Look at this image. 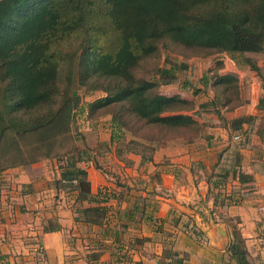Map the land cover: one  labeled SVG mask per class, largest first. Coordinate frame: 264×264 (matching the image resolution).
<instances>
[{
  "label": "rangeland",
  "instance_id": "374dc122",
  "mask_svg": "<svg viewBox=\"0 0 264 264\" xmlns=\"http://www.w3.org/2000/svg\"><path fill=\"white\" fill-rule=\"evenodd\" d=\"M85 47L81 37L62 43L56 57L60 64L64 61L60 73L62 86L70 84L71 89L78 86L81 78L78 67ZM171 67L178 68L174 72L175 79L165 84L167 80L160 79L157 71ZM133 75L137 82L154 83V94L168 98L178 96L186 101L187 105L179 107H183L182 110L174 109L162 116L192 115L198 125H203L191 128L199 137L193 134L179 137L181 133L176 132V128L148 126L142 121L135 124L136 128L141 127L142 131L137 133L140 136L128 131L121 135L112 127L111 119L122 114L125 107L110 105L92 116L89 106L107 93L91 91L89 83L79 86L80 101L68 134L55 138L51 146L40 147L38 151L35 150L38 143H28L26 151L32 155L30 147H33L35 162L0 171V228L6 236L3 244L10 253L12 250L17 253L15 246L19 247L26 240L33 245L28 252L30 256L3 254L0 262L20 257V264H35L37 255L42 254L48 264L124 263L126 256L122 251L134 238L126 236L129 225L121 217L123 208L117 204L130 197L155 199L160 192L155 188L162 183L159 173L176 168L177 150L188 149L189 143L202 146L211 136L214 146L209 147L210 151L216 147L223 151L231 143L239 146L244 143L245 149L250 151H264V144L260 143L264 140V110L257 108L258 101L264 99V45L260 53L230 55L200 47L186 48L166 40L158 44L156 54L139 62ZM224 76L232 80L218 84ZM2 105L0 98L1 109ZM190 105V111H185ZM238 120L244 122L242 135L230 142V130ZM176 133L179 136L176 137ZM192 138L193 142H187ZM47 151L49 157L44 154ZM26 156L30 161L31 156ZM68 156L79 161L78 167L85 170L87 180L95 182L96 176L102 182L101 189L95 194L90 192L94 197L92 202H80L78 186L61 180ZM158 195L167 197L169 193L163 190ZM88 207L102 210L82 214ZM87 216L98 224L83 222ZM51 229L63 234L65 254L47 253L40 244L43 232ZM30 232L33 235L28 234ZM134 240V244L140 245L138 238ZM173 251V248L168 249L164 258L172 257L169 253ZM24 257L30 260H22Z\"/></svg>",
  "mask_w": 264,
  "mask_h": 264
},
{
  "label": "trees",
  "instance_id": "16d2710c",
  "mask_svg": "<svg viewBox=\"0 0 264 264\" xmlns=\"http://www.w3.org/2000/svg\"><path fill=\"white\" fill-rule=\"evenodd\" d=\"M78 37L87 47L81 53L79 84L71 89L70 84L62 86L64 61L60 64L56 57L62 43ZM166 40L230 55L260 53L264 45V0H0V171L34 163L33 147L32 155L26 151L28 143H38V151L68 134L80 101L77 88L87 83L91 91L107 93L89 106L92 116L110 105L125 107L122 114L111 119L112 127L121 135L126 131L137 135L142 130L135 124L142 121L148 126L176 128L181 133L176 137L193 134L198 138L199 133L191 128L203 125L190 115L162 116L182 110L179 107L187 105L186 101L154 94V83L134 79L133 70L139 62L156 54L158 44ZM177 69L157 72L160 79L167 80L165 84H170ZM229 80L231 77L224 76L217 83ZM257 108L264 110V99L258 101ZM189 109L191 105L185 111ZM243 123L235 122L230 142L242 135ZM239 147L247 146L231 143L223 149L225 154L220 157L230 155L223 158L225 163L219 171L222 184L236 177L232 156ZM44 154L50 156L49 151ZM67 159L61 180L78 186L80 202H92L85 170L78 167V160ZM237 177L241 184L252 182L250 175L239 172ZM101 210L88 207L82 214ZM83 222L98 224L88 216ZM240 245L238 240L233 247L236 253ZM169 254L176 258V253ZM241 255L239 251V258Z\"/></svg>",
  "mask_w": 264,
  "mask_h": 264
},
{
  "label": "crops",
  "instance_id": "0c3cea01",
  "mask_svg": "<svg viewBox=\"0 0 264 264\" xmlns=\"http://www.w3.org/2000/svg\"><path fill=\"white\" fill-rule=\"evenodd\" d=\"M208 139L202 146L189 143L188 149L177 150L176 168L160 171L162 183L155 190L168 192L167 197L158 195L159 192L155 199L130 197L119 201L121 214L124 210L121 217L129 225L126 236L140 242L134 244L133 239L122 251L126 261L120 264H264V151L237 148L232 156L236 160V177L222 184L219 171L230 154L220 157L225 152L217 147L210 151L209 147L214 145L212 137ZM239 172L250 175L252 182L241 184ZM88 181L92 194L101 189L102 182L96 176L95 182ZM4 233L0 228V259L3 260V254L30 256V241L16 245L17 253H10L3 244ZM43 233L40 244L47 253H66L63 234L51 230ZM238 240L242 258L239 251L233 250ZM171 248L176 258H164V252ZM13 257L0 264L22 263L20 257Z\"/></svg>",
  "mask_w": 264,
  "mask_h": 264
},
{
  "label": "built area",
  "instance_id": "2783aa9c",
  "mask_svg": "<svg viewBox=\"0 0 264 264\" xmlns=\"http://www.w3.org/2000/svg\"><path fill=\"white\" fill-rule=\"evenodd\" d=\"M35 264H48L45 260V256L42 254L37 255V260Z\"/></svg>",
  "mask_w": 264,
  "mask_h": 264
}]
</instances>
